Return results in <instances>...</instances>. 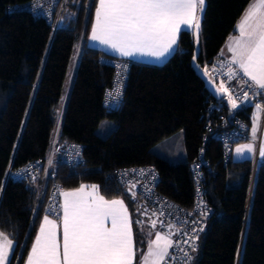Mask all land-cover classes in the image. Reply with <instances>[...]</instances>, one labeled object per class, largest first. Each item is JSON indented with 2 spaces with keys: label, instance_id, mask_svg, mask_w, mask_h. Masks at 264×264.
I'll list each match as a JSON object with an SVG mask.
<instances>
[{
  "label": "trees",
  "instance_id": "1",
  "mask_svg": "<svg viewBox=\"0 0 264 264\" xmlns=\"http://www.w3.org/2000/svg\"><path fill=\"white\" fill-rule=\"evenodd\" d=\"M30 1L0 0V231L15 242L10 264L19 255L23 264L45 215L62 216L61 209L55 216L48 210L55 185L59 205L62 192L81 185H97L104 198L124 200L143 249L145 235L136 221L147 219L148 208L114 170L151 165L161 173L157 189L191 207L194 162L201 158L204 198L213 211L191 264H264V158L254 170V158L236 161L232 151L226 157L207 128L209 118L222 119L211 109L218 100L191 64L193 30L181 31L177 50L163 63L126 60L88 42L98 0L61 1L52 6L51 19L28 9ZM251 1L207 0L198 59L204 68L221 53ZM116 58L130 67L123 99L110 109L104 97L114 83ZM219 101L226 127L237 119L251 125L253 105L232 116ZM104 119L116 124L107 136L97 132ZM180 130L186 161L155 152L156 144ZM69 143L83 145L73 163L62 157Z\"/></svg>",
  "mask_w": 264,
  "mask_h": 264
},
{
  "label": "snow or ice",
  "instance_id": "2",
  "mask_svg": "<svg viewBox=\"0 0 264 264\" xmlns=\"http://www.w3.org/2000/svg\"><path fill=\"white\" fill-rule=\"evenodd\" d=\"M204 3L205 0H98L90 40L108 46L121 56L140 54L163 58L175 50L182 30H194L198 34ZM237 29L239 36L231 38L229 44L233 54L229 63L238 65L239 72L264 91V0H256L249 7ZM227 75L235 78L238 72L230 67ZM217 91L228 94L233 109L239 107L223 82ZM243 98L248 100L247 92ZM256 107L259 109L260 105ZM253 151L252 144L236 148L238 156ZM259 154L264 157V146ZM85 187L81 185L61 193L62 216L56 220L49 215L43 217L26 264H134L132 222L124 202L106 200L98 194L97 185H91L88 192ZM108 223L110 227L106 226ZM156 223L151 221L153 228ZM172 247L174 242L169 236L157 232L141 264H162ZM12 249L13 241L0 233V264H10Z\"/></svg>",
  "mask_w": 264,
  "mask_h": 264
},
{
  "label": "built area",
  "instance_id": "3",
  "mask_svg": "<svg viewBox=\"0 0 264 264\" xmlns=\"http://www.w3.org/2000/svg\"><path fill=\"white\" fill-rule=\"evenodd\" d=\"M61 1L62 5L66 2V0H32L28 2L26 6L35 14L43 15L51 19L53 16L52 6L59 5ZM62 8L63 6H61V9ZM59 18L60 16L58 15L55 21V27L59 22ZM230 61L231 59L219 53L215 60L208 66L207 72L219 87L221 82H223L229 92L240 103L252 101L255 105H260L262 121L259 125L258 134L255 137L249 133L250 124H247L241 119L235 120L231 127H226L223 123L222 103L219 100L214 102L211 105V109L219 113V118L222 119V123L220 122V124L218 121L214 123V121L209 118L207 128L216 135L224 145L226 157L230 156L234 143L255 139L256 146L260 148L264 138V91L255 87L248 77L244 76L242 72H239L238 65L230 64ZM112 65L115 67V79L113 86L106 90L104 105L107 108L115 109L120 105L124 96L126 86L125 78L128 75L130 63L116 58L112 60ZM230 67L234 72H238L235 78H229L227 75ZM245 81H247V83H245ZM244 92L248 94L247 101H244ZM225 94L226 93H224V96ZM62 148L64 147L61 146L60 149ZM82 148L83 145H79L78 143H69L63 151V159L66 162L73 163L79 159ZM259 158V155L255 153L254 170L256 169ZM205 163L206 160L202 158L194 162L193 169L196 177V189L194 194L195 202L191 207L175 202L157 189L162 177L160 171L151 165L129 166L116 168L114 170L117 178L127 190L133 195H139L143 198L148 208L146 216L150 223L152 220H156V227L172 237L174 247L170 248L169 256L165 259L163 264H191L194 253L199 248L203 230L213 211V206L204 198L203 166ZM133 185H135V187H133ZM55 187L50 197V205L48 206V210L52 209L51 214L54 216L61 215L57 200L58 197L55 196V194L58 193V186L55 185ZM20 257L19 255L15 264H18Z\"/></svg>",
  "mask_w": 264,
  "mask_h": 264
},
{
  "label": "rangeland",
  "instance_id": "4",
  "mask_svg": "<svg viewBox=\"0 0 264 264\" xmlns=\"http://www.w3.org/2000/svg\"><path fill=\"white\" fill-rule=\"evenodd\" d=\"M248 9L249 8H247L245 10V12L243 13V15H242L241 19L239 20L237 26L241 23L244 15L248 11ZM126 60H129V59H126ZM232 97H233V99L236 100L237 104L239 105V107H237L236 109H233L231 104L229 103L228 94L227 93L225 94V96L223 98L225 100V102L229 105L230 114L232 116H234L237 111H239V110H241L243 108H247L250 105H253L254 108H253V110L251 112V116H252V120H253V126L255 125V126L259 127V125L261 124V121H262V113H261L260 109H258L256 107V105H254V102L248 101V102L240 103L239 101H237V99L233 95H232ZM115 126H116V124L112 120L104 119L101 122L100 127H99L97 132L100 135H102V136H107L108 134L111 133L112 130L115 129ZM235 144L237 145L236 148L241 146V145L252 144L253 148H254V151L252 153H246V154H244L242 156H238L236 154V149H235V152H234V155H233V159L234 160L237 161V160H242V159H245V158H252L255 152H256V155L258 154L259 157H261L260 154H259L261 146H260V148H258L257 146L255 148L254 143L251 140L241 141V142H238V143H235ZM263 146H264V140H263ZM154 150H155V152H157L158 154L162 155L163 157H165L166 159H168V160H170L172 162L186 161L187 160V154H186L185 145H184V132H183V130L178 131L173 136H171V137H169V138H167L165 140H162L161 142L156 144V146L154 147ZM254 157H255V155H254ZM261 158H264V157H261ZM119 200H121V199H119ZM124 204L127 207L125 202H124ZM127 210H128V214H129L130 220L132 222V218L130 216L129 209L127 208ZM141 215H143V214H141ZM144 215L146 216V214H144ZM147 219H148V217H147ZM147 219H142L141 218L140 220L142 222L140 224H138V229H139V231L141 233H143L145 235V238H146V234L149 233L151 231V229H157V227L153 228L152 225L148 222ZM131 227H132V230H133L134 229L133 222L131 223ZM157 230L160 231L161 229H157ZM161 231H163V230H161Z\"/></svg>",
  "mask_w": 264,
  "mask_h": 264
},
{
  "label": "crops",
  "instance_id": "5",
  "mask_svg": "<svg viewBox=\"0 0 264 264\" xmlns=\"http://www.w3.org/2000/svg\"><path fill=\"white\" fill-rule=\"evenodd\" d=\"M256 2V0H252L249 4H248V6H247V8H249L253 3H255ZM97 6H98V2H97ZM97 8V7H96ZM246 8V9H247ZM245 9V10H246ZM95 12H96V9H95V11H94V17H93V21H92V24H91V28H90V31H89V34H88V42L91 44V45H93V46H97V47H99V48H101V49H103L104 51H106V52H108V53H111V54H113V55H115V56H118V57H120V58H122V59H129V60H142V61H146V62H152V63H163L164 61H166L176 50H177V48H178V44H179V35H180V33L178 34V43H177V45L176 46H174V51H172L170 54H166V56L165 57H163V58H156V57H151V56H147V55H140V54H136V55H134V56H130V57H126V56H121V55H119V53H117V52H115V50H112V49H110L108 46H106V45H102V44H100L99 42H94V41H91L90 40V36H91V31H92V25H93V23H94V21H95ZM245 12V11H244ZM243 12V13H244ZM243 15V14H242ZM242 17V16H241ZM241 17H240V19H241ZM239 19V20H240ZM239 20H238V22H239ZM238 22H237V24H238ZM237 24H236V26H235V32L233 33V34H231L229 37H228V39L226 40V42L224 43V45H223V47H222V49H221V53L223 54V55H225L226 57H228L229 59H232V52H230L229 51V44H230V42H231V38H233V37H238L239 36V31L237 30ZM182 27V29H184V27L185 26H181ZM260 109V108H259ZM258 129H259V127H257L256 126V132H255V134H253V120H252V123H251V125H250V130H249V133L253 136V137H255L257 134H258ZM264 140V139H263ZM253 143H254V146H255V148H256V141H255V139H253V140H251ZM236 146L237 145H234V147H233V149H232V158H233V155H234V152H235V149H236ZM261 146H263V142H262V145ZM256 153V152H255ZM255 153H254V155H255ZM254 155H253V157H254ZM252 157V158H253ZM78 189V188H77ZM73 190H75V189H72V190H65L64 192H66V191H73ZM85 191L86 192H88V191H91V187H88V186H86L85 187ZM99 194V193H98ZM100 195V194H99ZM106 199V198H105ZM114 199H117V198H114ZM114 199H106V200H109V201H111V200H114ZM63 201H64V197L62 196V204H63ZM50 219H53V220H56L57 218H52V217H49ZM42 221H43V218L41 219V221H40V223H39V225H38V227H37V229H36V233H35V235H34V238H33V240H32V243H31V245H30V248H29V250H28V252H27V254H26V256H25V258H24V261H23V264H26V260H27V257H28V255H29V252H30V250H31V247H32V245H33V243H34V241H35V238H36V236L38 235V233H39V229H40V224H42ZM57 223L59 224L60 223V221H57ZM106 226H108V227H110L111 225H110V223H108ZM158 229V228H157ZM157 229H151V231L149 232V233H147L146 234V238H145V236L143 237V240L145 241V246L143 247V249L141 248V245H138V243H137V238H136V235H135V230L133 229L132 231H133V240H134V250H135V260H134V264H141V260H142V257L143 256H146L147 255V253H148V250H149V244H150V242L152 241V240H154L155 239V236H156V233L157 232H159V233H161V234H165V235H168V234H166V233H164L163 231H158ZM59 231H62V229H58V232ZM0 233H3L2 231H0ZM5 234V233H4ZM143 234V233H142ZM6 235V234H5ZM7 236V235H6ZM169 236V239H171L172 240V237L170 236V235H168ZM8 237V236H7ZM9 238V237H8ZM10 239V238H9ZM12 240V239H11ZM13 241V240H12ZM14 247H15V243H14V241H13V249H12V252L10 253V255H9V260H11V256H12V253H13V251H14ZM141 249V250H140ZM170 250V249H169ZM167 258V257H166ZM165 258V259H166ZM165 261V260H164ZM164 261L162 262V264L164 263Z\"/></svg>",
  "mask_w": 264,
  "mask_h": 264
},
{
  "label": "water",
  "instance_id": "6",
  "mask_svg": "<svg viewBox=\"0 0 264 264\" xmlns=\"http://www.w3.org/2000/svg\"><path fill=\"white\" fill-rule=\"evenodd\" d=\"M206 5H207V0H205V3H204L203 13L200 14V28L198 30V34L196 31L193 30L194 51H193V57L191 59V64H192L193 68L195 69L196 73L198 74V76H200L202 78V80L204 81L206 88L212 94V96L217 100H221V99H223L224 94L217 91L219 86L212 79V77L209 75L208 72H207V74H205V68L203 67V65L198 60L199 57L201 56V54H203L201 26H202V22H203V18H204V12L206 9ZM194 57H195V60L193 59Z\"/></svg>",
  "mask_w": 264,
  "mask_h": 264
}]
</instances>
